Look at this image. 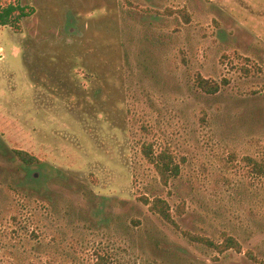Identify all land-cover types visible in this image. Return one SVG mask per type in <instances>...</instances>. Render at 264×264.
Listing matches in <instances>:
<instances>
[{"label": "rangeland", "instance_id": "obj_1", "mask_svg": "<svg viewBox=\"0 0 264 264\" xmlns=\"http://www.w3.org/2000/svg\"><path fill=\"white\" fill-rule=\"evenodd\" d=\"M9 3L29 15L0 24V264H260L264 175L245 157L264 162V0ZM143 145L179 175L163 185Z\"/></svg>", "mask_w": 264, "mask_h": 264}, {"label": "trees", "instance_id": "obj_2", "mask_svg": "<svg viewBox=\"0 0 264 264\" xmlns=\"http://www.w3.org/2000/svg\"><path fill=\"white\" fill-rule=\"evenodd\" d=\"M26 7H21L17 4H6L5 6H0V24L1 25H11L18 22L22 17L29 15V12L26 11ZM185 21H188L185 12L179 11ZM196 85L208 94H214L218 91L219 85L216 83H210V81L202 78L200 75L196 78ZM142 152L146 159L151 163L159 178L160 182L163 185H167L173 177H177L180 173V165L175 161V158L167 148L161 149L158 153H153L151 149V145H143ZM16 156L25 164H33L36 162V158L23 151L16 150ZM247 164L253 169V171L257 174L264 175V162L258 161L249 156L245 157ZM144 203L148 205L149 210L154 214H157L161 217L165 222L172 224L173 226H177L175 220L172 217L171 209L169 203L160 197H155L152 200L148 198H144ZM183 237L188 239L190 242L199 243L205 245L206 247L214 250L218 254H222L228 250H234L236 252H241L242 247L241 244L229 234L225 232L222 233L221 240L216 242L208 237L191 234L188 231H181ZM248 255L250 259L256 260L260 262V264H264V259L259 260L252 254ZM99 262L103 261V257H98Z\"/></svg>", "mask_w": 264, "mask_h": 264}]
</instances>
